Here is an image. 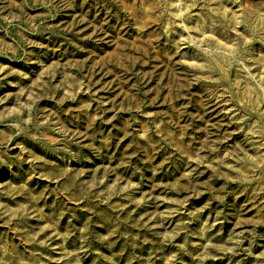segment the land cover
Masks as SVG:
<instances>
[{
    "label": "rangeland",
    "instance_id": "1",
    "mask_svg": "<svg viewBox=\"0 0 264 264\" xmlns=\"http://www.w3.org/2000/svg\"><path fill=\"white\" fill-rule=\"evenodd\" d=\"M0 264H264V0H0Z\"/></svg>",
    "mask_w": 264,
    "mask_h": 264
}]
</instances>
